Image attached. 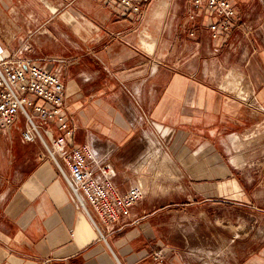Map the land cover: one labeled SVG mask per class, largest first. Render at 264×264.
<instances>
[{"label":"crops","instance_id":"1","mask_svg":"<svg viewBox=\"0 0 264 264\" xmlns=\"http://www.w3.org/2000/svg\"><path fill=\"white\" fill-rule=\"evenodd\" d=\"M232 2L238 23L215 39L209 16L166 21L169 0L140 16L101 0H0V47L64 84L74 128L68 145L94 149L121 194L142 184L146 193L118 224L96 217L106 244L41 143L23 140L21 120L0 131V264H242L241 235L214 228L207 250L195 246L173 226V194L154 193L149 180L168 166L182 186L178 171L199 169L201 159L208 182L219 168L242 184L235 171L242 163L230 158L225 140L264 123V0ZM235 72L252 103L224 92Z\"/></svg>","mask_w":264,"mask_h":264},{"label":"built area","instance_id":"2","mask_svg":"<svg viewBox=\"0 0 264 264\" xmlns=\"http://www.w3.org/2000/svg\"><path fill=\"white\" fill-rule=\"evenodd\" d=\"M101 1L122 9L126 16H140L153 0ZM189 1L190 19L209 16L215 39L220 32L231 33L238 23L232 0ZM65 96L64 84L56 73L30 59L7 54L0 47V131L8 132L23 120V140L41 143L72 198L107 244L96 217L107 225L118 224L130 216L131 209L144 200L146 193L141 185H136L121 194L114 183L111 165L99 160L94 149L87 145H68L74 128L66 112ZM55 131L59 134L56 135ZM159 257H164V252L159 253L157 259Z\"/></svg>","mask_w":264,"mask_h":264},{"label":"rangeland","instance_id":"3","mask_svg":"<svg viewBox=\"0 0 264 264\" xmlns=\"http://www.w3.org/2000/svg\"><path fill=\"white\" fill-rule=\"evenodd\" d=\"M158 1L153 0L149 3L152 5L151 8L156 7ZM169 3L166 21L174 18L176 23H181L182 20L190 18L189 0H169ZM228 75L229 72L219 79V88L228 80ZM238 75L242 76L235 72L224 92L235 96L241 102L243 100L250 104L252 93L245 87L242 78L240 79ZM225 144L230 158L235 157L234 163H242V167H236L235 170L241 174V185L236 181L229 182L228 179L222 178L219 168L213 170L214 174L211 172V176H214L213 178L210 176L211 180L208 182V170L201 168L204 165L199 159L197 160L199 169H180L181 173L178 171L180 176L184 177L182 186L172 183L175 176L172 175V170L165 166L166 171H154L152 178H149L152 180L151 187L154 193L160 195L173 194L175 201L168 203L171 207L170 211L176 213L172 214L175 216L173 226L180 227L184 233L189 234L195 246L202 250L209 247L207 240L212 239L211 233L215 228L219 235L231 236V239L234 235L242 236L244 257L242 264H254L255 261L264 263V123H257L240 135L228 137ZM161 161L163 162L162 159ZM161 161H159L160 164H162ZM165 173H167L166 176ZM189 173L193 175L192 180L187 178ZM141 186L145 189L143 184ZM237 204H242V207L236 206ZM257 232H261L262 250L258 249L260 234ZM184 252L190 253L191 251L185 250ZM197 252L201 254L202 261H213L206 251H195ZM229 260L234 261L232 258H228Z\"/></svg>","mask_w":264,"mask_h":264},{"label":"bare ground","instance_id":"4","mask_svg":"<svg viewBox=\"0 0 264 264\" xmlns=\"http://www.w3.org/2000/svg\"><path fill=\"white\" fill-rule=\"evenodd\" d=\"M162 159H163V158H162ZM167 161H168L167 158H164L163 162L166 163Z\"/></svg>","mask_w":264,"mask_h":264}]
</instances>
